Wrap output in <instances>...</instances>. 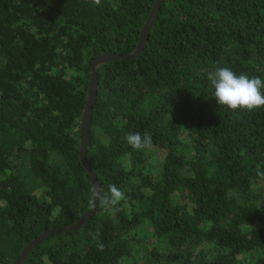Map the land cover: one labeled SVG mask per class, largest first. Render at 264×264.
Masks as SVG:
<instances>
[{
  "label": "trees",
  "instance_id": "trees-1",
  "mask_svg": "<svg viewBox=\"0 0 264 264\" xmlns=\"http://www.w3.org/2000/svg\"><path fill=\"white\" fill-rule=\"evenodd\" d=\"M153 1L0 0V264L90 205V60L130 52ZM217 67L264 79V0H160L140 53L95 70L85 158L127 200L97 201L21 264H264V107L217 104ZM133 132L153 147L132 149Z\"/></svg>",
  "mask_w": 264,
  "mask_h": 264
},
{
  "label": "clouds",
  "instance_id": "clouds-1",
  "mask_svg": "<svg viewBox=\"0 0 264 264\" xmlns=\"http://www.w3.org/2000/svg\"><path fill=\"white\" fill-rule=\"evenodd\" d=\"M97 6L101 0H92ZM207 80L214 88L213 97L217 104L226 106L231 110L253 111L264 107V79L253 76L249 78L246 74L237 75L229 67H217L207 73ZM127 144L134 150H150L153 147L150 133L139 132L129 133L125 138ZM258 176L264 177V173L257 171ZM90 204L99 205L105 211L115 213L117 207L127 197L115 184L108 186V194L102 188L93 186L90 190ZM98 235V233H96Z\"/></svg>",
  "mask_w": 264,
  "mask_h": 264
},
{
  "label": "water",
  "instance_id": "water-1",
  "mask_svg": "<svg viewBox=\"0 0 264 264\" xmlns=\"http://www.w3.org/2000/svg\"><path fill=\"white\" fill-rule=\"evenodd\" d=\"M160 0H154L147 16L145 17L141 28L138 32L137 36V42L135 44V47L127 53L123 54H117L112 52H105L100 53L95 56H93L90 60L89 64V79L87 82L86 87V93H85V99L83 103V107L81 110L80 118H79V145H78V159L80 161V164L83 166L84 170L89 176V181L91 185V189L93 186H96L99 188L97 179L95 178L94 173L90 169L87 160L85 158V150H86V139H87V130L89 126V119H90V112H91V104L94 101L95 97V88H96V78H95V70L97 66H99L102 63L108 62L113 59L118 58H131L137 56L143 45L144 41L146 39L147 33L153 23V20L156 16L158 6H159ZM97 203V201H96ZM95 203V205H96ZM95 205L90 204L87 209L73 222L68 224H62L57 226H51L47 227L43 230H41L37 235L32 237L30 240H28L20 249L19 253L15 256V258L11 261L10 264H21L23 258L25 255L31 250L32 247H34L40 240L46 238L47 236L57 233L59 231H66V230H73L79 228L88 218L90 213L92 212Z\"/></svg>",
  "mask_w": 264,
  "mask_h": 264
},
{
  "label": "rangeland",
  "instance_id": "rangeland-1",
  "mask_svg": "<svg viewBox=\"0 0 264 264\" xmlns=\"http://www.w3.org/2000/svg\"><path fill=\"white\" fill-rule=\"evenodd\" d=\"M160 153V151H158V150H152V151H150V156L151 155H153V157H155V156H157L158 157V154ZM39 189H40V187L39 188H35L34 190H33V193H38L39 192ZM151 241V240H150Z\"/></svg>",
  "mask_w": 264,
  "mask_h": 264
}]
</instances>
